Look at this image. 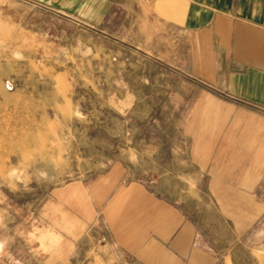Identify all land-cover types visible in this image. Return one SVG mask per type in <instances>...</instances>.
Listing matches in <instances>:
<instances>
[{
  "label": "rangeland",
  "instance_id": "374dc122",
  "mask_svg": "<svg viewBox=\"0 0 264 264\" xmlns=\"http://www.w3.org/2000/svg\"><path fill=\"white\" fill-rule=\"evenodd\" d=\"M32 19L0 35V264H264V179L191 157L207 126L155 63Z\"/></svg>",
  "mask_w": 264,
  "mask_h": 264
},
{
  "label": "crops",
  "instance_id": "0c3cea01",
  "mask_svg": "<svg viewBox=\"0 0 264 264\" xmlns=\"http://www.w3.org/2000/svg\"><path fill=\"white\" fill-rule=\"evenodd\" d=\"M34 14L72 16L96 51L100 39L137 54L138 63L153 61L154 75L169 78L170 107L187 109L186 125L207 126L201 154L191 157H204L205 165L230 158L233 171L249 174L250 188L259 186L264 0H0V35L9 33L12 45L33 44Z\"/></svg>",
  "mask_w": 264,
  "mask_h": 264
}]
</instances>
